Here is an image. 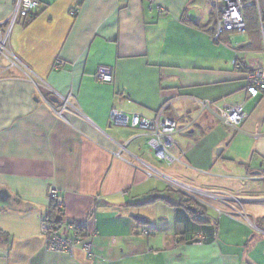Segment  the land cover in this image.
I'll use <instances>...</instances> for the list:
<instances>
[{
  "label": "crops",
  "instance_id": "0c3cea01",
  "mask_svg": "<svg viewBox=\"0 0 264 264\" xmlns=\"http://www.w3.org/2000/svg\"><path fill=\"white\" fill-rule=\"evenodd\" d=\"M18 1L0 0V39ZM33 1L37 16L16 20L0 55V264H264V93L246 90L264 65L259 24L244 10L246 29L216 41L209 0ZM100 67L111 83L96 80ZM204 102L248 117L224 125ZM166 103L185 152L172 165L111 116L155 119ZM51 187L93 260L47 249Z\"/></svg>",
  "mask_w": 264,
  "mask_h": 264
},
{
  "label": "built area",
  "instance_id": "2783aa9c",
  "mask_svg": "<svg viewBox=\"0 0 264 264\" xmlns=\"http://www.w3.org/2000/svg\"><path fill=\"white\" fill-rule=\"evenodd\" d=\"M148 1L150 3L153 2V0ZM209 1L216 13V32L214 34V39L216 41H219L220 38L227 32L244 31L245 21L243 11L246 5L243 0ZM38 5L39 2L33 0L18 1L16 12L11 20L9 32L5 35V37H2V39H0V55H4L7 53L6 42L8 40L10 30L15 24L16 20L19 17H22L23 19L27 17V15L31 13ZM78 13L79 10H72L73 15H76ZM260 31L264 41V21L262 19L260 20ZM14 65L16 64L14 63ZM64 65V61L58 60L55 63V69H60ZM239 68H241V66H239ZM95 78L98 82L111 83L113 79L112 69L109 67H100L95 74ZM247 82L248 83L246 86V90L251 98H257L259 97V95L264 93V65L258 69L248 71ZM62 100L64 101V110L69 104V100L66 98H62ZM170 104L167 105L166 103L164 106H162L155 119H148L137 114L129 115L127 113L118 111H113L111 116L113 122L118 125L125 127L130 125L134 128H138L149 133L151 137L149 144L155 151L157 158L163 162L168 163L169 165H172L174 163H181L182 157L185 155V152L181 149L179 143L174 139V134L179 127L177 121L164 116V110ZM212 106L216 109V112L222 124L230 127L240 126L248 117L241 105H219L218 103L212 104L209 102L202 103L203 109H209ZM62 113V111L58 112L59 116L62 117ZM175 149H178L180 151L179 156H176L173 153V150ZM178 186L180 187L181 185ZM183 188H185L186 192L191 193V189L189 187H182L181 189L183 190ZM48 196L51 202H53L58 209H63L64 200L60 191L56 187H51L49 189ZM209 197L219 198L228 205L233 201H237V199L229 195H209ZM142 234L144 236H149L150 233L149 231L144 229L142 231ZM42 236L44 237L47 249L50 251L72 255L78 247H82L88 259L93 260L95 258L91 241L88 238H79L77 227L74 224L67 223L66 227H63L61 229L59 228V226L50 223V221L45 219Z\"/></svg>",
  "mask_w": 264,
  "mask_h": 264
},
{
  "label": "trees",
  "instance_id": "16d2710c",
  "mask_svg": "<svg viewBox=\"0 0 264 264\" xmlns=\"http://www.w3.org/2000/svg\"><path fill=\"white\" fill-rule=\"evenodd\" d=\"M246 7L244 10H248V9H253V14L251 16L247 18L249 20H253L255 23L257 22L259 24V28H260V20L262 19L264 21V10L261 6V3L260 4H256V3H250V4H246ZM244 12V11H243ZM246 14V12H245ZM37 15L33 14V12L29 13L27 15V17L24 18V21L25 23H30L32 20L35 19ZM244 21H245V15H244ZM245 29H246V21H245ZM244 29V30H245ZM261 32V31H260ZM228 33V32H227ZM189 203H193L192 200L188 201ZM46 220L50 221V223H53L57 226H59V228H63V227H66L67 223L69 224H74L76 225L77 227V230H78V237L81 238V239H85L87 238V236H83L82 234L85 232L84 230V225L83 224H80V223H76V222H69V221H66L65 219V216H64V209H58L53 202H51V206H50V212L49 214L47 215V218ZM70 238V236H69ZM8 235L3 232L2 230H0V246L3 245V244H7L8 243Z\"/></svg>",
  "mask_w": 264,
  "mask_h": 264
},
{
  "label": "rangeland",
  "instance_id": "374dc122",
  "mask_svg": "<svg viewBox=\"0 0 264 264\" xmlns=\"http://www.w3.org/2000/svg\"><path fill=\"white\" fill-rule=\"evenodd\" d=\"M253 9H248L247 11H246V15H248V17L249 16H251L252 14H253ZM221 196V195H220Z\"/></svg>",
  "mask_w": 264,
  "mask_h": 264
}]
</instances>
